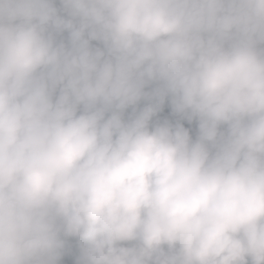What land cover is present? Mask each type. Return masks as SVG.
I'll return each instance as SVG.
<instances>
[{
	"label": "clouds",
	"instance_id": "clouds-1",
	"mask_svg": "<svg viewBox=\"0 0 264 264\" xmlns=\"http://www.w3.org/2000/svg\"><path fill=\"white\" fill-rule=\"evenodd\" d=\"M71 254L264 264V0H0V264Z\"/></svg>",
	"mask_w": 264,
	"mask_h": 264
},
{
	"label": "trees",
	"instance_id": "trees-1",
	"mask_svg": "<svg viewBox=\"0 0 264 264\" xmlns=\"http://www.w3.org/2000/svg\"><path fill=\"white\" fill-rule=\"evenodd\" d=\"M160 118L161 119L167 118V119H171V120H175L176 119V117L171 114V110H170V108L167 105L165 106L164 110L160 113ZM183 123H184L185 127L191 128L192 135L195 137L196 131H197L196 124L193 123V124L189 125L187 121H183ZM74 243L75 242L73 241V244ZM61 264H76V255L75 254H71L70 256H66L61 261Z\"/></svg>",
	"mask_w": 264,
	"mask_h": 264
}]
</instances>
